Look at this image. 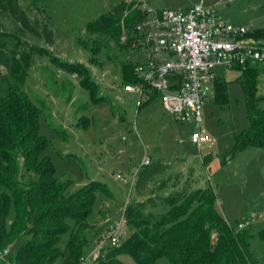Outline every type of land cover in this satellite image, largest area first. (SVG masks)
I'll list each match as a JSON object with an SVG mask.
<instances>
[{"label":"rangeland","instance_id":"rangeland-1","mask_svg":"<svg viewBox=\"0 0 264 264\" xmlns=\"http://www.w3.org/2000/svg\"><path fill=\"white\" fill-rule=\"evenodd\" d=\"M121 1L19 0L32 18L39 17L54 30L53 44L36 39L46 51L34 55L24 86L34 101L38 98L49 106L47 111L39 114L38 131L46 139L40 156L50 158L56 177L68 182V192L92 180L98 181L88 219L94 226L86 230L83 253L89 260L83 264H107L93 257L96 239L103 231V225L119 219L127 203L138 197L134 190L137 175L134 183L132 178L144 167L146 157H150V162L169 159L166 160L169 171L181 175V182L187 177L205 180V184L213 186L217 206L229 223L237 228L240 222L248 221L246 229L256 233L262 224L264 226V146L234 149L236 134L249 124L245 91L238 70L223 73L228 92L226 100L217 98L216 86L208 91L202 104L203 135L199 142L193 141V133L198 128L195 122L177 119L163 106L160 98L139 106L140 96L123 90L119 68L108 57L105 48L100 49L99 55H94L78 41L87 35L88 22ZM145 1L151 6L175 9H187L197 4L212 6L224 17L233 16L236 19L233 22L251 27L253 21H264V0ZM0 21L4 18L0 17ZM149 52L148 48H141L134 54V61L147 62ZM62 61L79 63L90 69L102 94L92 95L82 84V75L68 69ZM262 65H259L257 93L263 97L261 105H264ZM2 68L0 65V70ZM217 69L219 71L221 66ZM73 73L77 75L73 76ZM67 96L71 99L67 100ZM141 101H146V97L143 96ZM119 174L127 177L128 182L120 180ZM253 215H257L261 225L250 223ZM15 217L16 207L12 200L8 224ZM71 233L69 230L61 236L59 246L62 249L67 247ZM23 240L14 244L13 250H18ZM251 243L261 255L264 237L255 235ZM110 249L106 248L105 253ZM118 259L121 264H138L129 253L119 254ZM154 264L172 263L167 257H161Z\"/></svg>","mask_w":264,"mask_h":264},{"label":"trees","instance_id":"trees-1","mask_svg":"<svg viewBox=\"0 0 264 264\" xmlns=\"http://www.w3.org/2000/svg\"><path fill=\"white\" fill-rule=\"evenodd\" d=\"M135 4L136 0H122L88 22L87 35L78 39L94 55L105 48L119 68L123 85L139 80L135 71L139 62L133 56L142 44L137 40L139 34H130L145 13ZM0 17L4 18L0 21V253L6 247L11 249L5 259L1 254L0 264H8L6 260L14 264H80L86 230L94 226L88 219L98 181L67 191L68 182L56 177L50 158L40 156L46 139L38 131L39 114L49 106L38 98L34 101L24 89L34 55L46 51L36 39L53 44L54 30L39 17L32 18L19 0H0ZM124 34L126 40L122 39ZM252 34L264 36V28ZM51 58L56 59L53 55ZM61 63L82 75L81 82L92 95L102 94L90 69L72 61ZM259 65L233 67L241 69L239 81L245 91L249 120L235 136V151L249 145L264 146L263 97L257 93ZM61 85L66 90L65 84ZM215 86L217 98L226 100L225 82L216 79ZM155 98H160L158 91L146 101L140 100L139 106ZM166 160L149 161L136 173L134 190L138 197L125 207L129 234L104 253L100 262L121 264L118 256L125 252L138 264H154L161 257L172 264H258L251 239L255 235L264 237V227L256 233L246 226L233 227L218 209L213 186H194L196 181L189 177L181 182V175L170 172ZM12 200L16 217L8 224ZM69 230L68 245L62 249L59 241ZM21 239L19 249L13 250Z\"/></svg>","mask_w":264,"mask_h":264},{"label":"built area","instance_id":"built-area-1","mask_svg":"<svg viewBox=\"0 0 264 264\" xmlns=\"http://www.w3.org/2000/svg\"><path fill=\"white\" fill-rule=\"evenodd\" d=\"M132 1V0H129ZM232 2L234 0H228ZM145 17L136 24L130 36H137L141 48H148V60L139 63L135 71L139 80L123 85L126 92H135L148 98L158 91L163 106L182 121H193L197 130L192 139L199 142L203 135L202 104L208 91L215 86L216 69L220 66L233 68L249 63H264V36H255L254 29L244 24H234L218 13L212 6L197 4L187 9L157 8L145 0H136ZM124 34L122 39H127ZM135 39L133 45L138 41ZM77 73H73L76 76ZM146 157L143 164H147ZM136 174L132 178L134 183ZM119 179L128 178L119 174ZM239 228L246 226L239 223ZM129 234L128 221L124 214L109 222L96 239L93 257L104 255L106 248L119 245ZM11 251L6 247L0 253ZM89 260L82 256L80 264ZM8 264L13 262L6 260Z\"/></svg>","mask_w":264,"mask_h":264},{"label":"crops","instance_id":"crops-1","mask_svg":"<svg viewBox=\"0 0 264 264\" xmlns=\"http://www.w3.org/2000/svg\"><path fill=\"white\" fill-rule=\"evenodd\" d=\"M154 7H156V6H154ZM157 8H162V7H157ZM232 23H234V24H244V23H235V21H236V19H234L233 18V16H229V17H227ZM232 20H235L234 22L232 21ZM251 24H253L252 25V27L251 28H253L254 30L255 29H258V28H264V21L263 20H259V21H253V23H251ZM263 67H264V63H263V65H262ZM238 70V75H240L241 74V69H238V68H226V67H223V66H221V69L218 71V69H216V74H217V79H219V80H223V73H226V71L227 70ZM171 172V171H170ZM183 175H184V173H183ZM182 175V176H183ZM195 178V177H194ZM199 177L198 178H195V181H196V183H202L203 185H201L200 184V186H204L205 185V180H202V181H199ZM219 209V208H218ZM221 212V211H220ZM257 215H253L252 217V222H250L251 224H253V225H257L258 226V224H260L261 225V222H259L257 219V217H256ZM226 218V217H225ZM227 219V218H226ZM107 221V220H106ZM105 221V222H106ZM227 221H228V219H227ZM249 221H251V219H249ZM229 222V221H228ZM109 223V221H107L106 223H105V225H103V230L105 229V227L107 226V224ZM246 227H248V221H246ZM262 227H264L263 226V224H262ZM254 248V247H253ZM254 251L256 252V250L254 249ZM261 255L259 254H257V252H256V254H257V256H258V258H259V261H258V264H264V247H262V251H261Z\"/></svg>","mask_w":264,"mask_h":264}]
</instances>
